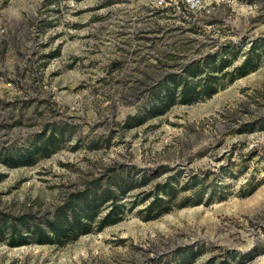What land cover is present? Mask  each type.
Returning <instances> with one entry per match:
<instances>
[{
  "label": "rangeland",
  "instance_id": "obj_1",
  "mask_svg": "<svg viewBox=\"0 0 264 264\" xmlns=\"http://www.w3.org/2000/svg\"><path fill=\"white\" fill-rule=\"evenodd\" d=\"M238 1L174 33L143 10L148 0H0V151L30 145L53 123L65 130L63 147L33 166L0 160V220L52 219L98 177L120 187L150 179L123 196V220L71 242L12 247L7 228L0 264H264V0ZM223 18L227 35L262 45L257 69L125 127L148 106L155 74L216 35ZM168 179L171 209L145 220L153 197H144Z\"/></svg>",
  "mask_w": 264,
  "mask_h": 264
},
{
  "label": "trees",
  "instance_id": "obj_2",
  "mask_svg": "<svg viewBox=\"0 0 264 264\" xmlns=\"http://www.w3.org/2000/svg\"><path fill=\"white\" fill-rule=\"evenodd\" d=\"M55 1L46 0V4L51 5ZM260 47L262 45L255 41L246 52V58L243 59L242 64L235 67L232 72L225 69L235 63L239 57V50L235 48L229 49L225 53L209 55L203 61H194L186 66L181 75L167 73L150 89L151 98L148 106L144 107L145 109L139 114L129 116L125 120L124 126L142 125L150 118L164 114L177 103L193 104L212 97L219 90L220 80L227 77L228 74L231 76L230 80L233 81L236 77L246 76L257 69L260 63V54L256 51ZM59 53L60 49L58 48L50 56H57ZM220 60L222 61L218 63ZM64 141V128L53 123L49 125L48 129L37 133L30 145L4 147L3 151H0L2 154L0 160L12 168L33 166L39 158H49L60 150ZM149 180L142 179L139 185L145 186ZM172 183L173 181L168 179L165 185L157 184L155 191L146 194L143 200L153 198L143 209L145 220L158 218L171 209L167 205L169 201H166L164 196H169L170 199L176 196L177 189ZM139 185L125 181L124 185L120 187L112 185L109 181L104 182L103 177L92 179L84 189L70 193L66 201L54 210L52 219H45L41 222L33 216H29L27 221H23L21 225L29 226L33 238H29L28 235L21 232L22 226L18 222L11 224L10 220L4 222L0 220V235L2 236L6 230L10 229L8 244L16 247L29 243L65 244L76 240L83 234L100 232L105 227L123 220L125 206L121 200L128 190ZM201 202L198 200L194 204ZM189 203H191L190 199H186L182 206ZM135 204L133 202L130 208H135ZM105 208H109V210L101 217L100 214ZM30 224L33 225L32 228H30Z\"/></svg>",
  "mask_w": 264,
  "mask_h": 264
},
{
  "label": "built area",
  "instance_id": "obj_3",
  "mask_svg": "<svg viewBox=\"0 0 264 264\" xmlns=\"http://www.w3.org/2000/svg\"><path fill=\"white\" fill-rule=\"evenodd\" d=\"M238 5V0H148L147 7H144L152 15L159 17V19L166 20V27L163 31L168 32H185L183 29L192 30L194 27H201L200 16L212 17L217 14H221L222 10L226 6ZM243 6H251L244 3ZM217 13V14H216ZM211 24L210 26H213ZM219 29L216 35L211 36L208 41L203 44H198L195 49L189 53L182 55L180 63L176 65H168L166 68L169 71H163L164 73L155 74L157 78L164 77L167 73H176L181 75L184 73L188 64L194 61H203L207 56L214 55L216 53H225L229 49L235 48L242 52L240 59L246 58V52L251 48L254 41H239L232 36L227 35L233 27L229 24V20L225 18L220 19L218 23ZM187 32V31H186ZM191 55L194 57L189 58ZM189 58L184 61L185 58ZM160 66L164 68L166 63L163 59H160ZM159 67V65H157ZM174 69H176L174 71ZM177 69H179L177 71ZM7 86H12V81H7Z\"/></svg>",
  "mask_w": 264,
  "mask_h": 264
}]
</instances>
